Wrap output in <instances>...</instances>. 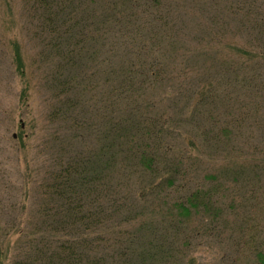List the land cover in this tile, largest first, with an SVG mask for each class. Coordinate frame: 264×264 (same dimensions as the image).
I'll use <instances>...</instances> for the list:
<instances>
[{"label": "trees", "instance_id": "obj_1", "mask_svg": "<svg viewBox=\"0 0 264 264\" xmlns=\"http://www.w3.org/2000/svg\"><path fill=\"white\" fill-rule=\"evenodd\" d=\"M20 2L38 64L25 66L17 41L13 63L27 91L44 87L51 102L22 215L0 225V264H194L202 230L245 210L249 194L264 202V0H194L193 49L179 46L184 27L172 31L161 0ZM174 63L198 67L186 75ZM172 88L178 124L197 132L181 150L164 109ZM206 150L222 166L203 183L231 177L236 205L205 184L173 198ZM244 247L264 264L263 236Z\"/></svg>", "mask_w": 264, "mask_h": 264}, {"label": "rangeland", "instance_id": "obj_2", "mask_svg": "<svg viewBox=\"0 0 264 264\" xmlns=\"http://www.w3.org/2000/svg\"><path fill=\"white\" fill-rule=\"evenodd\" d=\"M12 7H8L7 0H0V225L13 226L19 220L23 211L24 202L20 192L24 175L29 171H36V168L42 163V141L45 136L47 124V112L50 108V93L45 91L44 87L39 86L36 89L27 91V85L24 79L17 74L16 65L13 63L14 52L13 42L17 41L20 46L22 56L24 55V64L31 70L37 67L33 63V57L39 50L34 45L35 38L29 15L21 0H10ZM160 1V0H159ZM194 0H161L163 9H167V18L170 23L174 22L176 26L172 31L183 26L179 40L186 43L190 49H193L197 43L199 34L195 29L189 27V18L194 9ZM165 9V12H166ZM172 21V22H171ZM171 26V24H170ZM177 36V34H176ZM243 37L237 38L234 45L243 44ZM3 45V46H2ZM183 46V43L179 46ZM232 51V50H231ZM226 53H228L226 51ZM197 57V53H195ZM191 56L188 55V57ZM230 56V55H225ZM33 64V65H32ZM179 72L186 68L185 65L174 63ZM31 65V67H30ZM198 65L194 64L186 68V75H192ZM43 71V68L42 70ZM44 72V71H43ZM38 81V80H37ZM36 84V82H34ZM41 84V83H40ZM37 85V84H36ZM39 85V84H38ZM37 85V86H38ZM35 86V85H34ZM36 86V87H37ZM179 90V89H178ZM189 87L182 92L186 95ZM172 88L168 93L170 98L164 105V109L173 118V129H179V135L172 139L178 150L184 149V144L188 140L191 145L192 135H197L191 125H182L178 123L179 116L175 115L174 93ZM23 94H27L23 96ZM179 96H181L179 94ZM263 97V96H262ZM259 96L255 100L263 101ZM263 99V100H262ZM28 100L27 102H25ZM170 102V103H169ZM169 103V104H168ZM22 125L23 128L20 129ZM20 130L24 131L23 136L19 138ZM44 131V133H43ZM201 145L199 144V147ZM194 147L190 149L197 152ZM44 152V151H43ZM41 153V154H40ZM203 159L198 162L193 170L198 169L196 173L192 171L190 179H186L188 185L182 187V192L174 195V199L186 194L188 189H195L198 186H204V175L219 174L222 164L217 161L219 157L214 158L205 151ZM217 159V160H216ZM197 175V176H196ZM220 177L223 174L219 175ZM226 183L222 182L221 187L216 184L214 187L211 182L205 184L212 190V193L218 192V195L228 205H236L239 199L233 198L227 191L230 188L231 177L226 176ZM260 191L249 194L247 199L251 201L246 203L245 210L235 209L234 212L225 214L222 220L211 224L209 230L204 229V234L197 236L192 240V251L194 264H260L256 257L251 253L249 247L244 244H253L255 237L260 241L264 237V204ZM259 201V202H258ZM258 202V203H257ZM255 203H257L255 205ZM24 213V212H23ZM16 217V219H15ZM191 226H208V223H198L195 221ZM244 227L246 233L244 232ZM242 229L243 231H241ZM255 235H252L254 234Z\"/></svg>", "mask_w": 264, "mask_h": 264}]
</instances>
